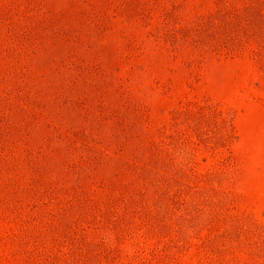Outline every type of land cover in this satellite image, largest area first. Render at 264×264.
<instances>
[{
  "label": "rangeland",
  "instance_id": "obj_1",
  "mask_svg": "<svg viewBox=\"0 0 264 264\" xmlns=\"http://www.w3.org/2000/svg\"><path fill=\"white\" fill-rule=\"evenodd\" d=\"M0 264H264V0H0Z\"/></svg>",
  "mask_w": 264,
  "mask_h": 264
}]
</instances>
